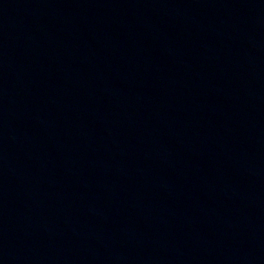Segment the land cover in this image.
Here are the masks:
<instances>
[{"label":"water","instance_id":"obj_1","mask_svg":"<svg viewBox=\"0 0 264 264\" xmlns=\"http://www.w3.org/2000/svg\"><path fill=\"white\" fill-rule=\"evenodd\" d=\"M0 264H264V0H0Z\"/></svg>","mask_w":264,"mask_h":264}]
</instances>
